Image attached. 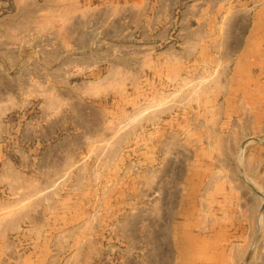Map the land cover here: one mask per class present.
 I'll list each match as a JSON object with an SVG mask.
<instances>
[{
  "label": "rangeland",
  "instance_id": "374dc122",
  "mask_svg": "<svg viewBox=\"0 0 264 264\" xmlns=\"http://www.w3.org/2000/svg\"><path fill=\"white\" fill-rule=\"evenodd\" d=\"M139 1L28 0L16 17L0 0V27L21 22L0 39L19 56L0 59V173L17 174L0 233L69 218L60 264L79 248L80 264H264V0Z\"/></svg>",
  "mask_w": 264,
  "mask_h": 264
},
{
  "label": "crops",
  "instance_id": "0c3cea01",
  "mask_svg": "<svg viewBox=\"0 0 264 264\" xmlns=\"http://www.w3.org/2000/svg\"><path fill=\"white\" fill-rule=\"evenodd\" d=\"M14 4V8L16 10V13H10L8 16L15 15L16 17L21 16V14H24L22 12L27 7L28 0H11ZM141 1V0H140ZM139 1V2H140ZM138 3V2H137ZM139 5V4H137ZM3 7V3L0 2V8ZM141 15H144L142 13ZM20 18H14L13 21L9 19L2 20L0 27V39H12L16 37V32L18 29L15 27V35L13 32H11V27L17 25L19 26L21 22H19ZM15 22V23H14ZM17 22V23H16ZM20 31V30H19ZM18 31V32H19ZM7 46L3 44V42H0V59H18V55H14L11 52L10 43H6ZM7 48H10L9 50ZM213 59H205V62L212 63ZM5 108H2V111H4ZM8 118V116H6ZM54 124V122L52 121ZM38 138H41L39 140ZM45 141H47L45 138H42L41 136L36 135L35 139L32 140V143H34L37 147H35V150L38 151L41 145V149H44V145L47 144ZM26 144L29 143V141L26 139ZM50 143V142H49ZM70 141L67 139L66 142H60L58 146H51L49 149L51 151L59 150V147L61 144H69ZM29 150V148H27ZM24 150V149H22ZM26 151V150H25ZM30 151V150H29ZM33 151V150H32ZM27 152V151H26ZM44 152V151H43ZM41 153L40 157L45 162V165H47V161L50 159L49 154ZM73 153V152H72ZM19 156L21 158L22 163L28 164V162H32V159L29 158V155H27L24 151L19 153ZM68 158H66V167L67 171H59V164H55L52 159L51 160V168H53V171H50L49 174L53 175H65L70 172H74L71 170L73 169V163L72 158L69 157V154L67 155ZM19 158V160H20ZM41 159L36 158L35 163L36 171H41L43 168H41L40 161ZM49 160V161H50ZM72 163V165H70ZM4 169L0 173V187H3V192L12 191V178H16L17 174L13 171V165L11 161H4L3 163ZM24 166V165H23ZM48 166V165H47ZM61 166V165H60ZM65 166V165H62ZM55 170V171H54ZM0 206H3L6 208L5 200L1 197V191H0ZM9 217H6L3 232L0 233V264H60V257L64 253L62 249L68 247L65 241H68V239L61 238L59 236L58 229L56 225H61L62 223L69 224L70 219L67 218L65 221H60L59 218L53 217V218H45L42 216H33V215H25L24 217H18L16 220H14V223L16 226L12 227V221L8 219ZM7 222V223H6ZM9 230V232H7ZM53 231V232H52ZM11 233H16V236L10 235ZM86 253L82 249H77V256H74L75 264H80L81 262H85L88 257H90L89 254L90 251L85 250ZM85 255L82 256V255ZM74 264V263H72Z\"/></svg>",
  "mask_w": 264,
  "mask_h": 264
}]
</instances>
